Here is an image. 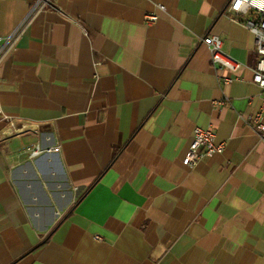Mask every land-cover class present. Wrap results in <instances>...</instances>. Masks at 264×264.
Returning a JSON list of instances; mask_svg holds the SVG:
<instances>
[{"label":"crops","instance_id":"0c3cea01","mask_svg":"<svg viewBox=\"0 0 264 264\" xmlns=\"http://www.w3.org/2000/svg\"><path fill=\"white\" fill-rule=\"evenodd\" d=\"M228 3L0 0V264H264L258 56ZM196 127L224 150L190 168Z\"/></svg>","mask_w":264,"mask_h":264},{"label":"built area","instance_id":"2783aa9c","mask_svg":"<svg viewBox=\"0 0 264 264\" xmlns=\"http://www.w3.org/2000/svg\"><path fill=\"white\" fill-rule=\"evenodd\" d=\"M160 10L164 7L160 6ZM227 11L235 17V20L243 24L254 38L255 51L258 56L256 67L253 71V83L257 85L263 96L264 105V0H229ZM147 24H153L158 21L157 15H146ZM16 40V34L6 38H0V45L9 48ZM202 43L208 48L211 55L212 65L218 71H224L229 75L222 78L224 85H230L234 78L231 76L240 68L239 63L230 58L223 50V44L219 37L208 35L202 38ZM4 50H0V61ZM260 114L253 120L254 130L264 135V125L258 123ZM224 150L223 143H217L216 134L212 128L196 127L193 130L192 141L189 145L183 164L187 167L194 168L200 160L212 159ZM59 147L44 149L37 145L26 149L29 159L34 160L43 154L58 153ZM101 240L99 237H95Z\"/></svg>","mask_w":264,"mask_h":264}]
</instances>
